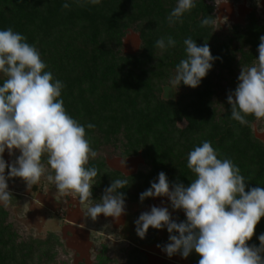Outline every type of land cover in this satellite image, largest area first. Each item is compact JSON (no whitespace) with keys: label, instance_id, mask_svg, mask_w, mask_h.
<instances>
[{"label":"trees","instance_id":"trees-1","mask_svg":"<svg viewBox=\"0 0 264 264\" xmlns=\"http://www.w3.org/2000/svg\"><path fill=\"white\" fill-rule=\"evenodd\" d=\"M66 2L68 9L62 7ZM195 2L196 7L183 15V23L170 25L167 17L177 0H100L84 6L81 0H0V30L11 26L38 48L46 70L65 85L64 107L85 126L98 152L88 165L99 169L93 200L98 201L112 179L119 178L129 181L120 190L126 203H148L152 198L141 203L139 195L161 171L170 184L188 186L194 176L187 155L204 140L239 166L249 180L246 191L264 188V143L254 130L258 121L253 116L247 117L249 125L232 120L227 103L241 66H251L258 57L264 20L252 12L245 23L232 26L230 34L220 39L215 25L201 27L208 15L215 17V0ZM129 32L141 38L140 49L133 53L124 50ZM168 36L177 44L161 54L155 41ZM188 37L199 46L207 41L219 59L198 87L181 83L186 92L178 99H165L164 86L171 84L176 65L186 57L183 41ZM89 123L95 127L88 129ZM113 157L143 161L126 173L109 164ZM177 211L185 221L183 210ZM261 234L264 217L249 243L259 246ZM66 252L59 234L34 238L10 208L0 204V264H68L59 261ZM93 259L92 264H146L138 247L130 246L124 258L114 257L105 242L96 243ZM187 259L198 264L200 257L193 251Z\"/></svg>","mask_w":264,"mask_h":264},{"label":"clouds","instance_id":"clouds-1","mask_svg":"<svg viewBox=\"0 0 264 264\" xmlns=\"http://www.w3.org/2000/svg\"><path fill=\"white\" fill-rule=\"evenodd\" d=\"M85 3L97 5L100 0H81V6ZM62 7L68 9L70 4ZM195 7V0H177L167 17L169 24L183 23V15ZM215 24L216 17L210 15L201 21V27ZM259 41L256 61L241 66L237 87L227 95L230 118L241 125H249L248 116L264 120V35ZM176 44L171 36L155 41L161 54ZM183 44L186 57L176 65L170 83L177 89L181 83L196 88L219 57L212 55L207 41L199 46L188 37ZM47 68L38 48L25 35L11 26L0 30V204L8 208L14 198L9 179L20 178L29 189L44 178L61 195L77 197L86 218L96 221L103 215L117 220L126 213V197L120 190L129 181L112 179L101 198L92 199L99 169L88 165L98 152L92 148L85 126L64 107L65 85ZM6 151L10 157L17 151L19 155L8 163ZM187 167L194 176L188 186L170 184L161 171L139 195L141 203L167 197L173 210H183L186 220H174L167 206H151L135 220L138 237L145 238L149 228H166L168 242L157 247L168 257L179 254L186 259L194 251L200 257L198 264H264V234L258 237L259 246L249 243L264 217V188L246 191L249 180L239 166L222 157L208 140L188 153Z\"/></svg>","mask_w":264,"mask_h":264},{"label":"rangeland","instance_id":"rangeland-1","mask_svg":"<svg viewBox=\"0 0 264 264\" xmlns=\"http://www.w3.org/2000/svg\"><path fill=\"white\" fill-rule=\"evenodd\" d=\"M217 6L215 27L220 39L230 34L232 26L245 23L252 12L264 20V0H218ZM140 46L141 38L137 32H129L125 36L126 52H136ZM184 92L186 90L183 87L179 86L177 89L169 84L164 86L162 96L165 99H178ZM254 130L264 143V120L256 122ZM18 155L17 151L10 157L6 151L4 159L11 163ZM142 161L141 157L125 160L113 157L109 164L130 173L135 171ZM8 186L14 197L8 208L34 238L44 239L53 232L60 235L62 249L67 252L60 254L59 261H67L68 264H92L96 243L105 242L114 257L124 258L128 248L135 246L144 252L146 264H190L187 258H182L179 254L168 257L157 247L158 244L168 242L169 233L166 228H149L143 239L136 233L135 220L142 212L150 211L151 206H167L172 218L182 222L178 211L171 208L167 197L152 198L145 204L125 202L126 213L119 219L101 215L93 221L91 218L86 219V210L79 204L77 197L61 195L54 184L44 178L29 189L20 178L9 179Z\"/></svg>","mask_w":264,"mask_h":264}]
</instances>
